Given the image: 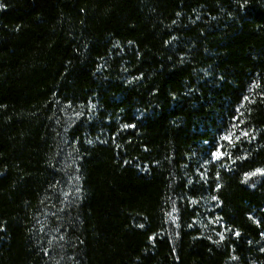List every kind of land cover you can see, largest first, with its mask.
Instances as JSON below:
<instances>
[{
	"label": "trees",
	"instance_id": "obj_1",
	"mask_svg": "<svg viewBox=\"0 0 264 264\" xmlns=\"http://www.w3.org/2000/svg\"><path fill=\"white\" fill-rule=\"evenodd\" d=\"M259 170L264 0H0V264H264Z\"/></svg>",
	"mask_w": 264,
	"mask_h": 264
},
{
	"label": "rangeland",
	"instance_id": "obj_2",
	"mask_svg": "<svg viewBox=\"0 0 264 264\" xmlns=\"http://www.w3.org/2000/svg\"><path fill=\"white\" fill-rule=\"evenodd\" d=\"M71 112L73 113V111H71ZM72 113H71V115H73ZM263 176H264V171L259 170V171L255 172V175L251 174V175L247 176V178H246V184L249 185V186H253ZM178 221H179V218H178V214H176V210L171 211V213L169 215V222H170V224H169V230L172 231V229L177 228ZM212 222H215V221H212ZM207 226L208 227H214V226L217 227L216 222H215V224L214 223L213 224L208 223ZM209 231L212 232V233H218V231H217L216 228H214V229L209 228Z\"/></svg>",
	"mask_w": 264,
	"mask_h": 264
},
{
	"label": "snow or ice",
	"instance_id": "obj_3",
	"mask_svg": "<svg viewBox=\"0 0 264 264\" xmlns=\"http://www.w3.org/2000/svg\"><path fill=\"white\" fill-rule=\"evenodd\" d=\"M227 139V138H226ZM253 175H255V173H253Z\"/></svg>",
	"mask_w": 264,
	"mask_h": 264
}]
</instances>
